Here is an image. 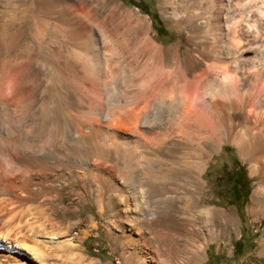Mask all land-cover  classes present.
<instances>
[{
	"label": "bare ground",
	"instance_id": "1",
	"mask_svg": "<svg viewBox=\"0 0 264 264\" xmlns=\"http://www.w3.org/2000/svg\"><path fill=\"white\" fill-rule=\"evenodd\" d=\"M53 1L56 6H39L52 0L0 6V65L5 73H14L7 83L9 94H0V264H51L54 251L70 245L69 238H59L68 231L66 221L54 215L66 185L59 183L61 177L79 185L101 212L103 193L88 188L85 173L98 172L123 192L128 171L137 163L155 178L151 164L164 151L171 159L168 174H177L174 165L179 164L186 184H175L163 194L177 202L184 199L183 205H175L171 214L152 213L141 202L151 187L137 185L131 205L126 197L117 205L106 200L107 211L114 212L107 234L130 248L127 264H177L176 256L189 262L205 242L233 224L225 209L202 199L208 160L223 144H233L242 159L264 146V38L255 43L246 39L243 25L251 11L240 9L237 15L244 17L237 21L232 9L246 6L240 5L244 0H160L162 17L178 32L176 42L163 44L151 34L147 17L117 0L107 6H88L90 0ZM258 9L256 28L264 30V0ZM24 12L54 34L60 50L51 72L56 81L46 77L54 84L47 91V109L37 119L31 98L39 68L34 70L32 63L40 46L34 23L21 19ZM24 35L30 40L15 73ZM216 64L233 71L231 84L213 73ZM69 80L72 85L63 83ZM160 107L168 108L166 118L153 119ZM129 123L140 137L121 135ZM112 165L123 170L116 178ZM250 172H264V164L255 158ZM259 197L264 200L260 187L251 196L253 205ZM178 241L187 244L182 255L174 250ZM259 245L264 256V240Z\"/></svg>",
	"mask_w": 264,
	"mask_h": 264
},
{
	"label": "rangeland",
	"instance_id": "2",
	"mask_svg": "<svg viewBox=\"0 0 264 264\" xmlns=\"http://www.w3.org/2000/svg\"><path fill=\"white\" fill-rule=\"evenodd\" d=\"M117 1L121 3L122 6H126L127 8L136 11L140 16L147 17V20L151 22V34L156 36L157 42L169 44L177 41L178 32L171 28L168 25V22L165 21V19L162 17L161 6L165 5H162L160 0ZM250 1L251 2H249V0L241 1L240 5H244L245 3L246 6H233L232 13L233 18L238 21L242 19V17H244V15H237V13L239 14L240 9H244V11H247V13L248 11H251L250 13H248V19L246 20V22H244L243 26L245 27L244 29L247 30V41L249 43H255L256 41L260 40L261 37L262 39L264 38V30L256 28V15L258 14L257 11L259 10L258 8L260 5V0ZM17 3L21 6H28L25 0H0V6H13ZM103 3H105L103 0H90L88 6H107L110 1L107 0L105 4ZM39 6L56 5L52 0V2H48V4L44 3L40 4ZM167 10H170V8H167ZM233 10L236 14L233 12ZM249 17L251 18V20ZM21 19H23V21L27 25H31L32 23H34V37L36 38L38 46H40V52L38 54L37 52L34 54V61L32 63L34 70H37L39 68L37 71L38 73H34L35 80L33 83V85L35 87L37 86L38 88L34 92V96H32L31 98V100L33 101L31 113L34 116L33 118L37 119L41 118V116L44 115L43 111L47 109V96L49 97L47 91H49V89L54 86L52 79H54V82L56 81V78H52L53 76H51L53 75L51 74V72L53 73V58H56L60 55V50L58 49L59 44L57 42V38L53 36L54 34H52L50 31L49 34L46 33L45 29L41 25H39V21L36 20V18L24 12V15ZM249 24L251 27L249 26ZM41 35L43 36L40 37ZM257 37H259L258 40H256ZM29 40L30 36L24 35L21 37L18 43V54L20 57L18 59L19 62H16L17 64L14 68L15 73L19 71L24 63V54L27 52L25 45ZM49 42H52L51 47L47 46ZM43 56L45 60L47 58L46 61L43 59ZM43 61H45L46 63H42ZM48 61L50 63H47ZM46 64H49L48 68ZM1 66L2 65H0V90L3 89L2 91H4L5 94H3L2 91H0V94L2 93L1 95H4V97H6L7 94H9V84L7 83H10L9 80L14 73H12V71L5 73L4 67ZM211 67L213 73L219 74V78L223 81V83H232V70L225 72L221 64L212 65ZM1 68L3 70H1ZM46 77L48 79H50L51 77L52 81L50 80V82H47L48 79ZM37 78L40 80H38ZM62 79L63 78H61V80ZM69 81H67V83H63H65V85H72V82L70 81V83ZM42 95H44V97ZM117 97L118 94L114 91L112 93V98L116 99ZM50 100H53L52 96ZM52 103L53 101H51L50 106H52L53 108ZM167 113V107H160L155 110L152 118L160 120L165 119ZM235 119L239 120L240 122L242 120L238 117H236ZM257 123L261 124L260 122ZM117 128L119 129L117 130L119 132L120 129H122L119 128V126H117ZM125 128H127V130L125 129L124 131L122 129L121 135L124 136L133 133L137 135V137H140L138 135V132H132L133 124L129 123V126L126 125ZM259 149L260 150H257L254 153L247 154L245 159H242L237 148L233 144L227 143L221 145L220 151L214 153L208 160V164L202 174V178L205 181V195H202V199L204 200L208 197L210 198V204L217 205L218 207L225 209L228 213V217L233 222V224L227 226V231L223 235L216 234L214 238L205 242L204 248L198 251L197 255H193L194 258L191 257L189 262L185 264H264V256L260 255L259 253V244L262 240H264V200L259 197L256 205H253L251 201V196L257 188L260 187V189L264 192V172L259 174H251L250 172L251 164L253 163V160L255 158L258 159L260 163L264 164V146ZM169 160H171L169 158V153L164 151L161 153L160 159L157 160L158 162L154 161L152 163L153 165L151 164L152 169L155 170V172L153 171V174L156 177L160 176L157 177V179L156 177L151 178L147 173H145L144 168L141 167L139 163L135 164L130 169V171H128V178L126 182L123 183V192H119L116 187L110 186L109 183L106 182L102 178V175H100L98 172H96V174L95 172H91V175H89V173H85V179H87L86 181L89 185L88 188L90 190L98 189L101 193H103V197L105 200L102 203L101 212L98 211L94 202L88 196L84 195L81 192L79 185L72 183L69 179L66 180L65 177H61L59 183L65 182L66 185L60 190L61 196L60 200L57 202V205L54 207V215L57 217L56 219H61L62 222L63 220H65V224L66 226H68V231L66 233L60 234L59 238H69L71 243L68 247H63L58 249L57 251H54V255L49 262L51 264H127L125 257L130 255V248L125 246L121 247V245H119V242L116 241L113 236L110 237L107 234L108 220L110 216L114 215V212L107 211L108 209L106 206V200L110 199L111 202L117 205L119 204L120 198L126 197L124 201L131 205V192L135 188L143 185L146 187H151L149 188L150 190L142 194L141 202L144 208L146 207L148 211L155 214L157 212L160 214H171V210H177V207L183 205L184 199L180 198L177 202V200H173L168 196H164L163 191L165 192L166 188L174 187L175 184L183 186L186 184V182L183 181L184 171L181 170L179 164L176 166L174 165V167H177L178 169L176 171L177 174H168L167 170L171 163V161ZM257 165L258 164H256V166ZM111 167L109 168L113 170L115 178L117 177L118 172H123V170L117 168V166L112 165ZM87 175L90 177H88ZM128 180L130 181L128 182ZM237 182H241V184L237 186ZM63 206L69 208L65 210L61 208ZM113 232L115 234L114 230ZM203 233L204 232L202 230L201 235ZM0 242L2 243L3 240L0 239ZM186 245L187 244L183 243L182 241L176 242L174 250L176 251L178 249L177 255H182L184 253V248ZM157 252L160 256H162V251L158 250ZM162 258H164V256ZM178 258L179 257L176 256L173 261L177 264H183L180 262V259L178 260ZM161 262L159 264H165L163 263V261Z\"/></svg>",
	"mask_w": 264,
	"mask_h": 264
},
{
	"label": "flooded vegetation",
	"instance_id": "3",
	"mask_svg": "<svg viewBox=\"0 0 264 264\" xmlns=\"http://www.w3.org/2000/svg\"><path fill=\"white\" fill-rule=\"evenodd\" d=\"M239 184H241V182H237V186H239Z\"/></svg>",
	"mask_w": 264,
	"mask_h": 264
},
{
	"label": "trees",
	"instance_id": "4",
	"mask_svg": "<svg viewBox=\"0 0 264 264\" xmlns=\"http://www.w3.org/2000/svg\"><path fill=\"white\" fill-rule=\"evenodd\" d=\"M157 21V20H156ZM157 23H158V21H157ZM159 24V23H158Z\"/></svg>",
	"mask_w": 264,
	"mask_h": 264
}]
</instances>
